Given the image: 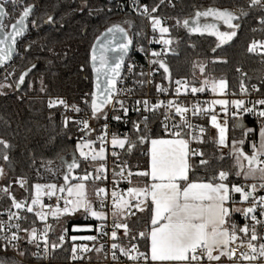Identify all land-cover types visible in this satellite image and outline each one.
Returning a JSON list of instances; mask_svg holds the SVG:
<instances>
[{"label": "snow or ice", "instance_id": "6c2138e0", "mask_svg": "<svg viewBox=\"0 0 264 264\" xmlns=\"http://www.w3.org/2000/svg\"><path fill=\"white\" fill-rule=\"evenodd\" d=\"M164 2L165 0H160L159 4L149 5L141 3L140 0H132L130 7L133 12L147 18L153 34L159 33V39L154 35L148 43L163 46L159 52H148L143 46L137 50L145 53L146 58L151 57L149 64L158 66L163 72V79H167L171 84L172 72L162 57L171 50L170 46L174 41L165 38L170 29L164 26L162 18L154 15ZM83 6L86 7L87 4ZM36 7V3L29 0H0V65H4L12 58L18 39L24 37L29 23L32 28H40L43 25L53 28L57 25L60 28L64 27L63 17L58 20L54 12L46 13L44 17H34ZM254 7H259L264 12V0H249L248 8ZM248 15L249 13L243 9L201 7L194 8L190 17L184 19L182 24L189 33L201 35L207 33L216 37L218 41L216 47L219 48L237 36L241 24L234 21ZM5 18H8L7 22ZM221 22L227 26L228 31H220L218 25ZM259 23L264 26V15L261 16ZM180 24L181 21L177 19L176 26ZM131 27L133 25L128 20L111 23L94 37L88 61L94 76V87L82 98L84 108L77 104L69 105L64 99H49L47 105L49 109L63 106L65 110L62 119L63 129L68 130L72 125L81 135L74 145L71 161L66 162L61 157L62 163H66L63 184L36 183L32 185L34 193L24 200H18L13 195L10 185L0 189V192L10 200L7 212L9 222L14 218L17 221L28 220L26 215L21 216L19 212L11 210L17 209L32 213L33 225L37 219L44 223V227L39 229L36 226L22 227L20 222L6 225L4 221H0L2 234L0 264H24L23 258L29 254L36 258L37 264L54 259L57 250L62 249L68 239V228L62 225L57 240L50 242L49 232L52 226L47 223L48 217L51 216L59 222L61 218H71L78 214L86 218L91 217L99 224L94 229L97 235L70 236L73 261L83 260L84 256L81 254L96 252L104 253L105 259L110 255L115 264H120L121 257H124V264H264V195L259 194L264 192V77L261 78L259 85L253 83L250 87H246L241 79L239 98L231 100L227 98L228 80L225 77L204 79L199 87L190 88L187 80L175 81L177 98L181 95L182 89L185 94L190 91L192 95L210 89L217 96L210 101H204L203 104L197 102L189 107L174 100H157L151 104L147 99L136 100L135 104L138 106L142 104L143 108L141 110L140 107H136L134 111L155 113L160 108L165 109L163 127L168 138H151L147 135L148 115L143 116L142 122L145 126L143 132L139 123L133 122V128L137 133H141L137 137L139 143L150 142L146 169L135 173L129 171L125 176L123 167H114L112 173L114 185L111 193L107 187L96 186L94 189L96 200L89 199L88 183L95 184L96 181L103 182L108 179L105 148L109 142V130L105 108L112 105V111L116 112L118 104V110L124 117H127L129 111L124 101L119 99L121 89L117 84L123 79L122 69L133 47L134 37L140 36V32L129 35ZM30 47V44L25 46L24 51L27 52ZM246 50L251 54H259L264 62V40L253 39ZM173 54L176 53L173 51ZM217 62L227 63L225 60L213 61ZM35 67L36 65L32 64L19 75L17 87L25 83V77ZM84 67L85 65H82L80 70L84 71ZM193 67H199L203 75L206 65L194 64ZM134 68V64H127L129 72ZM154 71L155 69H152L147 75H152ZM235 71L242 76L247 75L239 67ZM139 75L146 74L141 71ZM7 79L8 76L5 77V80ZM10 87L11 84H0V89ZM155 87L157 92H168V89L160 84H156ZM253 93L257 94L256 98H251ZM2 94L4 93H0ZM232 95L236 96V93ZM215 106H219L223 112L222 122L218 119ZM85 109L88 113L86 118L80 115ZM173 110L180 122L172 123L169 129L168 122L172 119ZM69 111L75 115H67ZM189 113L192 117L203 116L205 123L210 124L211 129L215 130L210 142L219 152L218 156L214 153L212 158L208 157L203 149L209 142L208 129L204 125L193 124L189 119ZM229 116L233 131L240 132L239 137L229 135ZM246 116H254L258 127L246 126L244 123ZM101 117L104 118L105 124L102 135L97 137L100 141L97 151L94 148L95 141L85 137H89L91 132L95 131L90 125V120H99ZM112 119L119 122L122 117L113 115ZM68 139H71V136ZM110 143L113 149L119 147L130 151L136 147V143L129 139L127 134L121 138L116 132L111 134ZM246 144L250 146L249 151H245ZM0 146L3 148L0 159L10 161L9 149L12 145L7 140L0 139ZM76 153H79V157ZM112 155L118 157L114 150ZM227 158L232 159L231 168L217 166V161L222 163ZM89 161L98 163V167L93 171L85 169L83 175H73L75 170L80 168L81 162ZM116 168H119V171ZM201 169L205 171L203 178L196 176ZM208 170H211L210 174ZM133 175L143 178L144 184L132 185ZM4 176L5 169L0 167V178ZM117 176L128 180L129 187L126 191L115 190ZM15 182L21 188L27 184L23 178ZM57 192L61 195H57ZM43 195L50 199L55 197V205L45 204L42 201ZM29 199L31 203L28 202ZM109 199L112 201L111 204L108 203ZM105 209L111 213L110 229L109 211ZM138 213L141 215L137 216ZM237 215L243 217L242 223L235 220ZM131 217H136V220L130 224ZM141 219L144 220L145 229L133 231L132 224ZM121 230L122 235L119 234ZM80 231L81 229L74 223L72 232ZM21 232L24 236H21ZM98 237L108 238L106 243H110L107 251L105 244L96 246ZM123 238H129L128 245L121 243ZM77 241H92L93 246L78 244ZM141 242L144 244L143 251L140 248ZM25 244L31 245L35 250L24 246Z\"/></svg>", "mask_w": 264, "mask_h": 264}, {"label": "trees", "instance_id": "16d2710c", "mask_svg": "<svg viewBox=\"0 0 264 264\" xmlns=\"http://www.w3.org/2000/svg\"><path fill=\"white\" fill-rule=\"evenodd\" d=\"M154 5L160 0H142ZM36 3L34 17H44L46 13H53L59 20L63 17L64 27L57 25L55 28L43 25L40 28L29 26L26 35L19 41L18 54L12 60L13 64L4 74H0V84H11L10 88L0 89V139L7 140L11 145L9 149L10 161L0 159V167H4L5 176L1 181L3 187L11 186L13 195L18 200L30 197L31 186L36 182L58 183L62 182V176L66 171V163L70 162L74 151V145L80 132L70 125L68 130L63 129V109L48 108V99L52 96L66 97L69 104H77L81 108L85 106L82 98L85 93L92 91V74L89 66V51L94 37L111 23H121L124 20L131 22L133 27L129 29V35L141 32L149 26V21L116 8L115 0H29ZM87 4L84 7V4ZM249 0H174L172 5L166 3L160 5L159 15L169 16L171 22L179 19V26L170 25L169 36L174 41V52L169 55L167 63L174 77H185L194 83H199V76L205 78L225 77L228 80V88H236L243 79L245 84H260L264 77V62L259 54L247 52V46L253 39L264 38V26L259 20L264 12L259 7L248 8ZM221 7L234 10L243 9L249 15L241 16L238 21L241 28L237 30V36L228 45L217 48L216 37L207 33H189L183 27L182 21L189 18L194 8ZM111 9V11H109ZM33 17H30V19ZM8 18H5L7 22ZM211 20V18H209ZM201 21L204 22L203 18ZM39 22V21H38ZM220 31H228L226 25L219 23ZM127 27V26H126ZM256 29V31H253ZM31 45L27 52L25 46ZM215 49V51H213ZM225 60L227 63H213V61ZM206 65L202 75L199 67L194 64ZM32 64L36 67L26 76L25 83L17 89L16 81L19 75ZM85 65L84 71L80 68ZM239 67L242 76L235 71ZM12 73V75H8ZM8 79L5 80V77ZM87 109L80 115H87ZM248 127H258L256 120L244 119ZM145 127L142 129L144 131ZM208 129L209 142L203 146L209 158L219 152L211 144L210 137L214 132ZM139 135L141 133H138ZM147 135L151 138L167 137L160 128V120L151 116L148 120ZM229 135L239 137V130L233 131L232 120L229 122ZM71 136V139L68 137ZM148 144V143H147ZM147 144L136 142V147L130 151L123 149L119 156L127 161L130 167L143 171L147 167L149 157ZM250 146L245 145V151ZM3 152L0 146V153ZM78 157V153H76ZM106 158H114L112 151H106ZM88 163L81 162L78 173L85 169H94ZM52 165V168L50 167ZM217 166L232 167V159L218 162ZM209 174L211 170H208ZM196 176L203 178L204 170H199ZM23 178L27 181L21 188L15 181ZM144 183L141 177H133L132 185ZM89 185H94L89 182ZM127 186L129 184L127 183ZM17 189V191L15 190ZM91 196V195H90ZM10 206V200L0 192V208ZM28 220L21 221L22 227L39 226L42 222L38 219L32 224L33 214L22 211V216ZM141 214H137L140 216ZM136 217L130 218V224ZM237 223L243 222V217H235ZM67 227L69 223L56 221L58 229ZM133 231L144 230L146 225L141 219L132 224ZM1 235V234H0ZM2 243V241H0ZM123 244H129V238L122 239ZM140 248L144 250L141 242Z\"/></svg>", "mask_w": 264, "mask_h": 264}, {"label": "built area", "instance_id": "2783aa9c", "mask_svg": "<svg viewBox=\"0 0 264 264\" xmlns=\"http://www.w3.org/2000/svg\"><path fill=\"white\" fill-rule=\"evenodd\" d=\"M173 1L174 0H171V3H169V0H165L164 3H166L168 6H171ZM140 2L145 3L142 0H140ZM131 3H132V0H115L116 8L119 11H125V12L127 11V12H130V13L142 18L143 20H147L146 17L140 16L136 12L132 11V8L130 7ZM154 15H157L163 19L164 26L170 28L171 23L173 26H176L177 19H175L173 22H171L169 16H167V15H159L156 13ZM29 26L31 27L30 23H29ZM154 35L157 39H159V33L153 34V32L151 30V26L149 24L148 27H146L143 31L140 32L139 37H134L133 47L130 49L128 57H126L125 67L122 69L123 79L121 81H119L117 84V87L119 89H121L119 99H122L124 101L125 105L129 109L127 117H124L123 113L118 110L119 109L118 104L116 105V109H117L116 112L112 111V105H108L105 108V112L108 115L107 124H108V130H109V142L107 143L105 149H107V150L109 149L112 152L114 150L118 154V157L106 158V167H107L108 179L106 181H103V182L96 181L95 184H93L91 182L94 185V189L96 186L107 187L108 192L111 193V191L113 190V185H114V179H113L112 173H113L114 167H116V166L124 168L125 176H127V173L129 171H131L133 173L140 171L136 168L130 167L128 165L127 161L119 156L120 151L123 149H121V148H115V149L110 148V139H111V134L113 132L119 133L121 135V138H123L124 134H127L129 139H131L132 141H134L136 143L138 141L137 137L139 136V134L133 128V122L139 123L140 128L142 130L145 127L144 123L142 122L144 115H148L149 118L151 116L158 117L160 120V128L164 131L163 122H164L165 109L160 108L155 113H150V112L149 113H143L142 111H140V112L134 111L133 109L136 107H140L141 110L143 108L142 104L139 106L135 104L136 100L147 99L150 102V104L155 103L157 100H163V101L174 100L177 103H180L182 105H187L190 107L191 105L196 104L197 102L203 104L204 101H210V100L215 98V96L212 94L210 89H206L204 92H200V93H197L195 95H192L190 93V91L187 94H185L183 89H182L181 95L179 96V98H177V96L175 95V88L177 87L175 85V81L177 79L187 80L188 84H189V88H190L192 86L199 87L202 83L201 82L202 79L205 77L199 76L200 82L197 84L192 82L190 79L185 78V77H174V76H172L171 84L169 83V81L167 79H163L162 70L159 69L158 66H152L149 64V59H152V58L151 57L146 58L145 53L137 50L138 47L143 46L146 49V51H148V52L162 51V48H163L162 45L155 44V43H153V44L148 43V41L150 39H152ZM166 37L170 38L169 34ZM256 40H264V38H259ZM18 44H19V42H18ZM18 44H17V48L19 47ZM170 48H171V50L168 51V53L164 57H162L163 59H165L166 62L168 60L169 55L172 54L173 51L175 50L174 44H172L170 46ZM18 52H19L18 49H16L15 55L18 54ZM12 60L6 62L4 65H2L0 67V74H4L7 71V69L13 64ZM128 63H132L135 65V68L133 69L132 72H129L127 69ZM152 69H155L153 74L147 75ZM141 71H143L146 75L140 76L139 73ZM156 84H160L162 87L167 88L168 92L167 93L157 92L156 87H155ZM251 84H253V83L245 84V86L250 87ZM257 85H259V84H257ZM129 90H131V91H129ZM227 93H228L227 98L230 100L235 99V98H239V94H240L239 86H237L236 88H228ZM232 93H236V96H233ZM256 96H257V94L253 93L251 98H256ZM57 98L64 99L69 104L66 97H63V96L49 97V99H57ZM57 107L63 109V116H64L65 110H64L63 106H57ZM215 111L218 113V119L222 122L224 119V115H223V112L221 111L220 107L215 106ZM67 115L74 116L75 113H72L69 111L67 113ZM113 115H120L122 117L121 121L118 122V121L112 119ZM81 116L85 117V118L87 117V115H81ZM188 116H189L190 121L193 124L204 125L206 128L210 127V124L205 123V118L203 116L192 117L190 113L188 114ZM244 119L245 120L246 119L256 120V118L254 116H246ZM230 121H231V118L229 116V122ZM179 122H180L179 117L175 116V113L173 110L172 119L168 122L169 129H171L172 123H179ZM104 124H105V120L103 117H101L99 120H90V125L93 129H95V131L91 132L90 136L85 137V139L90 138L91 140L95 141L94 145L99 146L100 141L97 140V137L99 135H102ZM164 133H165V131H164ZM193 146H195V145H193ZM116 170L119 171V168H116ZM88 171H93V169L88 170ZM78 174H80V173H78V172L75 173V175H78ZM133 177H135V175H133L131 177V180ZM127 183H128L127 179H122L119 176L115 177V190H117V191L125 190L126 191V189L128 187ZM259 194L264 195V192L259 193ZM57 195H61V194L59 192H57ZM89 199H91L93 201L96 200L94 190H93V193ZM42 201L45 204L55 205V203H56L55 197H52L50 199L47 195H44L42 197ZM60 203L62 205L63 201H61ZM108 203L111 204L112 201L109 199ZM8 209H9V206L0 208V221H4L6 223V225H7V223H11L14 225L17 222H21V221H17L15 218L9 222L7 219ZM11 210L13 212H19V214L22 216L23 210H17V209H11ZM105 211H109V210L105 209ZM111 219H112L111 213L109 211V220H108L109 229L111 228ZM55 222H56V220H54V219H48L47 220V223L51 224V226H52V229L49 232L50 242L56 241L57 235L61 232V229L56 228ZM64 222L69 223V225L66 227V228H68V233H67L68 239H66V242H65L63 248L57 250L55 258L50 260V261L44 262V264H115V262L112 261L110 255H108L107 259H105L104 253L97 254L96 252L81 254L84 256L83 260L73 261L71 259V251H70L71 244H72V241L70 240V236L73 234L97 235V233L94 231V229L98 226L99 222L95 221L91 217L86 218L83 215H78L77 217L68 218V219L64 220ZM74 223H75V225L88 224V225H90V228H88L87 230H81L78 233H73L72 227H73ZM36 227L39 229H42L44 227V223L42 222L39 226H36ZM20 234H21V236H24L23 232H21ZM119 234L122 235V230ZM106 241H108L107 237H98V242H97L96 246L98 247L100 244H105V250L107 251V248H108L110 242L106 243ZM77 243L78 244L79 243H85L89 247L93 246L92 241H77ZM121 243H122V241H121ZM123 245H128V244H123ZM24 246H26L28 248H32V250H35L31 245L25 244ZM141 251H143V250L141 249ZM23 259H24V264H37L36 258L32 257L31 254H29L27 257H25ZM120 264H124V257L120 258Z\"/></svg>", "mask_w": 264, "mask_h": 264}, {"label": "rangeland", "instance_id": "374dc122", "mask_svg": "<svg viewBox=\"0 0 264 264\" xmlns=\"http://www.w3.org/2000/svg\"><path fill=\"white\" fill-rule=\"evenodd\" d=\"M209 22H211V20H209ZM201 23H203V21H201ZM165 38H167V37H165ZM204 79H209V80H211V78H203L202 79V81L204 80ZM201 81V82H202ZM214 96H215V98H217V96L214 94V93H212ZM210 128H211V126H210ZM214 133H215V130L214 129H211ZM99 147H100V145L99 146H96V145H94V148L98 151L99 150ZM110 148H113V146L111 145V143H110ZM116 148H119V147H116ZM86 151H87V149H86ZM106 151H107V149H105V153H106ZM78 156H79V153H78ZM90 163V166H92L93 168H95V167H98V163H95V162H91V161H89ZM50 167L52 168V165H50ZM78 175H83V172L82 173H80V174H78ZM2 179L3 178H0V189H2V188H4L2 185H1V181H2ZM75 181H72V183H74ZM36 183H40V184H49V183H45V182H36ZM36 183H34V184H36ZM64 182H58V183H56L57 185H61V184H63ZM33 184V185H34ZM129 187V186H128ZM16 191H17V189H15ZM93 190H94V187L92 186V185H87V192H88V197L90 198V195H92V193H93ZM31 193H30V195H32L33 193H34V189L32 188V186H31ZM44 196V195H43ZM42 196V197H43ZM28 202L29 203H31V200L29 199L28 200ZM79 215V214H78ZM78 215H76V216H73V217H77ZM72 218V217H71ZM48 219H53L51 216H49L48 217ZM66 219H68V218H61V220L62 221H64V220H66ZM76 226H78L81 230H87L88 228H90V225H88V224H79V225H76Z\"/></svg>", "mask_w": 264, "mask_h": 264}, {"label": "water", "instance_id": "95a60500", "mask_svg": "<svg viewBox=\"0 0 264 264\" xmlns=\"http://www.w3.org/2000/svg\"><path fill=\"white\" fill-rule=\"evenodd\" d=\"M10 30V29H9ZM28 31V30H27ZM27 31L25 32V35H26V33H27ZM24 35V36H25ZM23 38V37H22ZM22 38H19L18 39V42L22 39ZM235 38V37H234ZM233 38V39H234ZM233 39H232V41H233ZM232 41H229L228 43H226V45H228L229 43H231ZM18 44V43H17ZM223 45H221V47H222ZM16 49H17V47H16ZM16 49L14 50V52H13V56H12V58L10 59V60H12L13 58H14V56H15V51H16ZM89 55H90V51H89ZM9 60V61H10ZM8 62V61H7ZM2 65H0V67H1ZM89 66H90V63H89ZM90 69H91V67H90ZM25 71V70H24ZM91 74H92V72H91ZM25 79H26V77H25ZM101 79H103V78H101ZM21 87V85H19L18 87H17V89H19ZM93 87H94V76H93V74H92V90H93ZM79 169H77V170H75V172L73 173V175H75V173L78 171ZM62 182H64L63 181V176H62ZM72 182V181H71Z\"/></svg>", "mask_w": 264, "mask_h": 264}, {"label": "crops", "instance_id": "0c3cea01", "mask_svg": "<svg viewBox=\"0 0 264 264\" xmlns=\"http://www.w3.org/2000/svg\"><path fill=\"white\" fill-rule=\"evenodd\" d=\"M161 138H168V137H161ZM147 146H148L147 149L150 148V142L147 144ZM143 184H144V183H141V184H135V185H140V186H142Z\"/></svg>", "mask_w": 264, "mask_h": 264}]
</instances>
